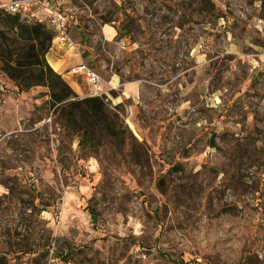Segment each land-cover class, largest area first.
Returning <instances> with one entry per match:
<instances>
[{"label":"rangeland","instance_id":"374dc122","mask_svg":"<svg viewBox=\"0 0 264 264\" xmlns=\"http://www.w3.org/2000/svg\"><path fill=\"white\" fill-rule=\"evenodd\" d=\"M53 3L120 131L0 61V264H264V0Z\"/></svg>","mask_w":264,"mask_h":264},{"label":"trees","instance_id":"16d2710c","mask_svg":"<svg viewBox=\"0 0 264 264\" xmlns=\"http://www.w3.org/2000/svg\"><path fill=\"white\" fill-rule=\"evenodd\" d=\"M0 22L12 31V35H8V31L0 30L1 71L20 91L35 86L45 87L48 89L51 103L60 108L68 123L74 127L83 122L84 125L77 129L78 132L89 133L93 128L94 133L105 132L117 137L120 127L118 130L111 123L104 99H79L74 90L49 66L46 56L54 39L50 29L40 24L29 25L9 15H5ZM44 208L41 210L44 211ZM21 253L33 254L35 251Z\"/></svg>","mask_w":264,"mask_h":264},{"label":"built area","instance_id":"2783aa9c","mask_svg":"<svg viewBox=\"0 0 264 264\" xmlns=\"http://www.w3.org/2000/svg\"><path fill=\"white\" fill-rule=\"evenodd\" d=\"M0 12L18 18L29 25H44L53 33L55 43L79 59L70 69L72 75L83 77L90 88L89 97L103 98L108 93L106 87L117 89V84L104 79L82 59L81 46L76 42L69 29L67 16L54 5L53 0H0Z\"/></svg>","mask_w":264,"mask_h":264},{"label":"crops","instance_id":"0c3cea01","mask_svg":"<svg viewBox=\"0 0 264 264\" xmlns=\"http://www.w3.org/2000/svg\"><path fill=\"white\" fill-rule=\"evenodd\" d=\"M46 59L50 66L62 76L69 67L77 65L79 62V59L74 57L73 53L66 51L63 47L55 43L52 45V48L47 54Z\"/></svg>","mask_w":264,"mask_h":264}]
</instances>
